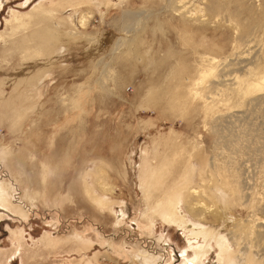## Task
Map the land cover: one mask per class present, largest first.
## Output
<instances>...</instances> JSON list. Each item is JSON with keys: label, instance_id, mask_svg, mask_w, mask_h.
<instances>
[{"label": "rangeland", "instance_id": "rangeland-1", "mask_svg": "<svg viewBox=\"0 0 264 264\" xmlns=\"http://www.w3.org/2000/svg\"><path fill=\"white\" fill-rule=\"evenodd\" d=\"M1 1L0 182L28 220L1 211L0 264H181L194 257L189 234L155 209L178 190L192 224L184 196L222 191L207 227L231 252L256 245L264 91L231 90L264 75V0H224L223 14L193 18L194 1L189 13L164 0ZM207 66L217 87L199 84ZM74 234L92 244L77 249ZM210 249L203 264H219Z\"/></svg>", "mask_w": 264, "mask_h": 264}, {"label": "bare ground", "instance_id": "bare-ground-1", "mask_svg": "<svg viewBox=\"0 0 264 264\" xmlns=\"http://www.w3.org/2000/svg\"><path fill=\"white\" fill-rule=\"evenodd\" d=\"M63 0H59V4H61ZM123 0H120V3ZM167 4L166 5H172L174 2H177V7L175 8L176 12H181L184 11L183 13H189L187 12V4L191 2H195L197 5L196 7H199V11L192 13L190 15V18L197 17L198 14L201 12L207 13L208 16H218L220 14L224 13V8H223V2L224 0H164ZM205 4L206 6L204 8H200V4ZM199 4V5H198ZM2 5V1L0 0V6ZM107 6H110L109 4H106ZM40 8H45V6L42 4ZM202 16H200L201 18ZM87 16L84 15L80 21L81 25L85 24L87 20ZM71 21V24H74V20L69 18ZM200 20V19H199ZM201 21V20H200ZM140 21L138 20L137 23ZM139 26V25H138ZM82 28V26H81ZM137 29V28H136ZM127 32V31H126ZM131 33V32H130ZM123 39V36L122 38ZM214 60V58H207L206 61L210 63V61ZM208 65V63H207ZM216 70L212 66H207L204 68L201 72V78L199 81L200 85H205L206 83L210 82V84L215 85V82H212L218 77L216 76ZM218 84V83H217ZM217 87V86H216ZM219 87V86H218ZM237 88H233L231 91L233 94L236 96H239L241 92H245V96L248 97L249 99L260 94L261 92L264 91V75L262 76H257V80L255 81H250L247 84L244 85H237ZM15 90V89H14ZM16 91V90H15ZM39 90H30L29 93L26 91V96L24 99L29 101H33L32 105L30 108H34L35 106V99L38 96ZM199 93L196 92L195 96H198ZM20 97V96H19ZM23 97V96H22ZM34 99V100H33ZM20 100V99H19ZM22 100V98H21ZM246 103V102H245ZM29 110V109H27ZM24 111V110H23ZM31 111V109H30ZM29 112V111H26ZM26 116V115H25ZM24 116V117H25ZM9 155V154H8ZM147 156V155H145ZM148 162V160L146 161ZM145 162V164H146ZM206 164V163H205ZM190 174L193 175V168L190 169ZM156 176V170L153 166L149 165L148 167L144 166L141 170L140 174V180L142 183V186L144 188L147 187V185L151 184L150 182L155 179ZM191 180V178H188V183ZM100 181V180H98ZM148 189V188H147ZM217 189V188H216ZM150 192V190H148ZM158 191V190H157ZM160 191V190H159ZM179 193H176L169 197V202H162L156 210L162 209L163 216H165V219L167 220V223L170 224V226H176L179 228V230H183L184 232H187L189 235L187 237L188 243H189V250L194 254L193 258L186 257V260L183 261L181 264H203L204 259L209 256L211 253V244L212 241H215L217 244V247L219 248V254H218V263L219 264H262L264 261V248L262 246H259V244L263 243L264 239V227L260 224H258V230L253 231L250 233L249 237H255L256 239V245H250V243H246L245 245L240 246V250L238 249V254L235 252H231L229 246L226 244L225 239L214 231H212L210 228L207 227L208 222L204 219L206 215L214 210V205H208L210 202H214L216 194L219 192L220 193V199H223L221 195L223 196L222 191H213L216 193L215 195L211 193H200L197 190L191 191L190 193L186 194L184 196V206L187 210V212L191 215L192 219L195 221V224H192L191 222L188 221V219L181 214L179 205L182 203L183 200V192L182 190H178ZM87 193H91L90 190L87 188ZM219 195V194H218ZM96 203L99 205L100 208L105 209L108 205V201H105L100 198H95L94 199ZM11 198L9 192L5 188V184L0 182V212L5 210V211H10L12 212L13 216L20 218L21 220H26L28 217V214L26 211L24 212L23 207L20 206H15V202ZM17 205V204H16ZM113 212V211H111ZM156 212V211H155ZM6 216L0 213V222L4 220ZM145 217V216H144ZM118 218V224L119 222H122L124 219L123 214L120 216H117ZM145 219V218H143ZM28 220V219H27ZM154 223V222H153ZM22 224V223H21ZM207 227V229H206ZM17 233V232H16ZM13 234V233H12ZM102 237V236H101ZM98 238V236L96 237ZM203 239V244H199V242H194L193 241H198L199 239ZM70 241L74 243L77 247V249L82 248V242H85V245H91L92 243L89 241H84L81 236H78L74 234L71 238ZM89 240V239H88ZM239 241L238 239L235 238L234 241ZM60 243V242H59ZM110 246L112 245V241H109ZM57 245V244H56ZM73 245V246H75ZM196 245V246H194ZM258 245V246H257ZM72 246V245H71ZM235 246V245H234ZM239 247V245H238ZM59 248V247H58ZM259 249V250H258ZM261 249V250H260ZM263 249V250H262ZM133 258V257H132ZM137 258L142 259L143 264H148L144 257H138ZM135 258V259H137ZM145 259V260H144ZM145 261V262H144ZM160 261L159 259H155V262Z\"/></svg>", "mask_w": 264, "mask_h": 264}]
</instances>
